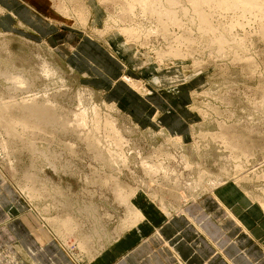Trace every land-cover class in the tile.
<instances>
[{
	"label": "rangeland",
	"instance_id": "obj_1",
	"mask_svg": "<svg viewBox=\"0 0 264 264\" xmlns=\"http://www.w3.org/2000/svg\"><path fill=\"white\" fill-rule=\"evenodd\" d=\"M3 1L26 13L15 20L0 6V69L30 79L34 93L47 94L67 113L85 111L88 122L98 117L102 149L114 157L109 165L99 163L78 137L62 131L38 136L36 151L29 152L0 125L1 219L12 223L31 215L29 228L42 231L38 242L54 237L78 264L115 242L109 240L126 217L109 185L115 181L125 192L144 193L167 217L209 187L230 182L264 205V37L255 16L212 9L214 25L241 24L232 49L222 52L191 26L190 7L186 15L181 8L176 13L180 30L141 12L150 0H30L37 13L20 0ZM191 32L193 43L172 53L177 35ZM9 87L0 80L1 92ZM110 122L119 134L110 132ZM222 130L240 137L247 153L229 149L219 138ZM26 185L43 197L32 198ZM56 201L61 207L54 210ZM58 214L79 227L48 223Z\"/></svg>",
	"mask_w": 264,
	"mask_h": 264
},
{
	"label": "crops",
	"instance_id": "obj_2",
	"mask_svg": "<svg viewBox=\"0 0 264 264\" xmlns=\"http://www.w3.org/2000/svg\"><path fill=\"white\" fill-rule=\"evenodd\" d=\"M20 1L37 13L35 2ZM3 3L9 4L0 2L1 13H14L15 20L24 18L26 11L22 14L20 8L9 9ZM212 193L185 204L183 213L170 217L140 193L133 199L143 214L139 226L95 259L78 264H264L261 205L231 182ZM30 216L12 223L0 217V264H76L55 238L45 246L38 242L42 231L29 228L28 223L34 221Z\"/></svg>",
	"mask_w": 264,
	"mask_h": 264
},
{
	"label": "bare ground",
	"instance_id": "obj_3",
	"mask_svg": "<svg viewBox=\"0 0 264 264\" xmlns=\"http://www.w3.org/2000/svg\"><path fill=\"white\" fill-rule=\"evenodd\" d=\"M132 1H135V0H132ZM157 1L158 0L144 1L142 3V10L138 7V5H137V7L141 10V12L143 11V13L150 14L153 18H155V20L161 26L162 25L167 26L166 24H172L174 26H177L178 29H180V30L182 29V23L177 18L176 13L181 8V11L186 15L187 11H188L187 7H190V11L193 12V15L191 16V20H190L191 26L194 25L197 28L198 33L200 34L201 38L204 41H206V42L208 41V43L219 47L220 48L219 50L222 52L225 49H228V50L232 49L231 47H233V46L231 45V43H233V41H235V39L233 37L234 36L233 31L237 28V26H240L241 24L237 23V22H231V23H227L226 25H214L213 24V22H214L213 18L215 17L216 12L212 11V9L221 10L223 13L225 12V14H229V15H230V13H233L234 15L242 13L243 15L250 14L251 16H255L254 19H257L258 21L261 22L260 33H261V37H264V3H262L261 0H164L163 1L164 3L161 2L159 4L157 3ZM132 4H133V2H132ZM134 10H135L134 5H130L129 8L127 9V11H129V13H131V14H132V11H134ZM237 12H239V13H237ZM138 15H139V13H138ZM138 15L136 14V17ZM126 24H128V22ZM124 30H125L124 33H129V35L130 34H132V35L136 34L135 31L133 30V28H126ZM192 36H193L192 32L189 33L188 35L187 34L181 35V36H180V34L177 35V40L174 41L173 43L178 45V46L171 45V47H170L171 52L172 53H179V47H181L183 45V43L184 44L185 43H188V44L193 43L194 40H192V39H194V38H192ZM173 43H171V44H173ZM10 71H7L6 68H5V70L0 69V80L4 79L10 84V87L7 90V93L0 91V104H1L0 105V118H1L0 125H1L2 129L5 130L6 134L9 137L19 138V140H16V142L19 141L20 144H22L24 146V148L26 150H28L29 152H35L36 151V146H35L36 143L34 144L33 141L38 136H40V135H51L52 136V135H54V133H56L58 131H60V132L62 131L63 133L71 132L74 136H76V138L77 137L79 138V142L81 140L82 143H84L87 146V149L92 153V155H93L92 158L94 160H96L98 162L101 161V163H103L102 161H106V162H108L107 165H109L110 163H113L112 159L114 156L113 155L111 156L110 149L108 150V153H110V154L107 155V153H106L107 151L103 150L104 149L103 145H101L102 144L101 138L99 137V132H98V131H100V127H99L100 122L98 120V117H96L95 120H92V122H88L89 118L87 119V115H86L85 111L79 115L69 113V112L67 113L63 107L56 104L57 102L55 103V101H53L47 94L43 95V96H39L38 92L34 93V91L32 90L34 88L33 83L30 79H27L18 73L15 74L16 72L12 73ZM48 72L44 71V73L46 75L49 74ZM21 74H22V72H21ZM25 94H30V95L24 96ZM7 100H9V101H7ZM107 125L110 126V129H111L110 132L111 133L119 134L118 130L114 127L112 122H110ZM21 136H26V139L23 138L24 140H22ZM219 138L223 140V142L226 144V146L230 147L229 149L234 150V152L239 150L243 154H246L248 151V149L245 147L246 145L241 144L240 137H237L235 135H231L230 131H228V130H222V134L220 135ZM3 139H5V137ZM179 140H182V139H179ZM14 141H12V142H14ZM120 142H121V140L117 139V143L120 144ZM21 146H18V147H21ZM73 147H71V150ZM10 149H11V147H10ZM122 159H124V158H122ZM154 165L157 166L156 164H154ZM105 166L106 165H104V167ZM54 167H56V166H54ZM157 168H159V167H157ZM196 173H197V171H196ZM114 180H115V178H114ZM114 180H112V181L114 182ZM179 183L181 184V182H179ZM107 184H108V182H107ZM204 184H206V183H204ZM27 185L25 186L24 189L29 191V194L32 198H37L35 200H38L41 197H43L42 194H40L39 192H34L35 190H32ZM109 185L111 188L112 187L114 188V193H115V196L117 197V199H119L120 202L123 203V205L126 207V217L124 219H122V222H121L122 224H120V227H118L116 229V231L114 232V235L113 236L111 235L112 237L109 240L111 243L112 241H116L117 239H119L121 237V235H123L127 231L139 226V224L143 220V214H142L141 210L133 204V199L136 196H138L140 193L142 194V192H139V190L136 191L133 189H130L131 191L125 192V189H123V186L118 184V182H116V181L112 184H109ZM198 187L203 188V185H199V186L196 185L195 189H198ZM240 187H242V186H240ZM55 189H57V188H55ZM214 191H215L214 187H212V188L209 187L207 192H202L199 195H197L195 198L197 200L201 196H203L205 193L208 194V193H212ZM57 192H59V191H57ZM175 192L178 193V191H175ZM66 202L67 201H65V204H66ZM55 203H56V205H55ZM57 206L61 207L59 201L54 202L52 209L55 210V207H57ZM66 206L67 205H64V207H66ZM183 207H185V206L180 207L179 213L183 212L182 211ZM261 207H262V209H264V205L261 204ZM86 208H85V210H86ZM90 208H89V210H90ZM79 211H81V210H79ZM64 212H66V211H64ZM48 213H49V210H48ZM86 213H84V214L86 215ZM164 214L166 215V213H164ZM69 217H70V215H69ZM88 217L89 216H87V218ZM62 218H61V214H58L57 217L54 219L51 215L48 223L52 222V223H54V225L57 224V225H59L60 229H65V230H72V229H74L75 226L79 227V224L75 220H73V218L67 219L65 217L66 220H62ZM91 237H92V235H91ZM51 238L52 237H47V240L51 241L52 240ZM87 239L89 240L88 237H87ZM93 239H95V238H93ZM40 241H41V244L43 246L47 244V243L45 244L44 241H42V240H40ZM86 241L87 240H85V243H86ZM87 243H88V241H87ZM91 243H93V242H91ZM81 246L85 251H87L85 244H84L85 247L83 246V244ZM104 248H105L104 246L101 247L102 250ZM88 249H89V247H88ZM98 251H100V250H98ZM69 253H70V251H69ZM96 253H97V251H96ZM93 256H95V254ZM93 256H91V257H93Z\"/></svg>",
	"mask_w": 264,
	"mask_h": 264
}]
</instances>
